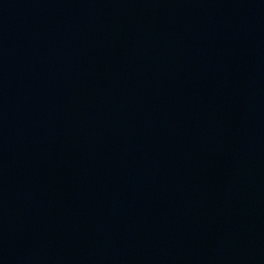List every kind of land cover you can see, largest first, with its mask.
I'll return each mask as SVG.
<instances>
[{
    "label": "water",
    "instance_id": "obj_1",
    "mask_svg": "<svg viewBox=\"0 0 264 264\" xmlns=\"http://www.w3.org/2000/svg\"><path fill=\"white\" fill-rule=\"evenodd\" d=\"M0 264H264V0H0Z\"/></svg>",
    "mask_w": 264,
    "mask_h": 264
}]
</instances>
